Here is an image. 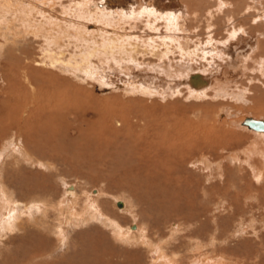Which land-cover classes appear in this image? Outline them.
I'll list each match as a JSON object with an SVG mask.
<instances>
[{
  "label": "rangeland",
  "instance_id": "obj_1",
  "mask_svg": "<svg viewBox=\"0 0 264 264\" xmlns=\"http://www.w3.org/2000/svg\"><path fill=\"white\" fill-rule=\"evenodd\" d=\"M91 2L0 0V264H264V135L243 128L264 76L221 53L264 0H174L173 25Z\"/></svg>",
  "mask_w": 264,
  "mask_h": 264
},
{
  "label": "bare ground",
  "instance_id": "obj_2",
  "mask_svg": "<svg viewBox=\"0 0 264 264\" xmlns=\"http://www.w3.org/2000/svg\"><path fill=\"white\" fill-rule=\"evenodd\" d=\"M90 2L92 3V5L94 4V7L95 9H97L98 11H96L95 13L97 15H99L100 17H102L103 20L107 21V23H114L116 21H118L120 18H122L123 16H133V17H137L138 15V12L141 10H144L146 13H149V14H152V16H157L158 18L160 19H164L166 18V20L168 19L169 21H172V25H173V21H175L174 24L177 23V17L179 16V11L183 10L184 8H182L178 3H174L173 1L174 0H89ZM43 2V1H42ZM178 2V0H177ZM85 4V3H84ZM88 4V2L86 1V5ZM90 4V3H89ZM78 5L79 2H78ZM138 5H141V10H139V8H136L138 7ZM82 6V5H81ZM85 6V5H84ZM13 7V6H12ZM88 7V6H87ZM188 7V6H187ZM90 8V7H89ZM94 9V8H93ZM89 11V10H88ZM188 11V10H187ZM139 12V13H140ZM143 12V11H142ZM84 13V12H83ZM89 13V12H88ZM94 13V14H95ZM80 14V13H79ZM87 14V13H86ZM117 14H122L121 17L119 15V17H117ZM147 14V15H149ZM182 14V13H181ZM92 15H93V12H92ZM136 15V16H135ZM96 16V15H95ZM124 19H127L126 17H123ZM135 19V18H134ZM149 19V18H148ZM101 20V19H100ZM102 20V22H103ZM123 20V19H122ZM133 20V19H132ZM165 20V19H164ZM167 20V21H168ZM120 21V20H119ZM121 22V21H120ZM138 22V21H137ZM162 22V21H161ZM99 23V21H98ZM106 23V22H105ZM155 23V22H154ZM167 23V22H166ZM165 23V24H166ZM121 24V23H120ZM104 25V24H103ZM117 25V24H116ZM126 25V24H125ZM169 25V24H168ZM177 29H178V26H175ZM156 28V27H155ZM175 29V28H174ZM180 32H183L184 28L181 27L179 28ZM178 30V31H179ZM111 31V30H110ZM185 31V30H184ZM185 33V32H184ZM237 33L236 31H234L233 35L232 36H237ZM171 37V36H170ZM172 39L175 40L176 39V36H172ZM232 37L230 38V40L228 41V43H230ZM177 40V39H176ZM235 40V39H233ZM226 44H227V41H226ZM243 44V43H242ZM244 44H248V43H244ZM252 45V44H250ZM228 47V48H226ZM247 47V46H246ZM225 50L223 49L221 51V53H225L227 56H229L230 58H232V62L235 61V64L234 66H231L232 68L235 67L234 69H232V72L233 70L235 71L234 73H236V68L237 66H241L243 60H245L248 56V53L247 55H245L246 53L245 52H240V49L238 50V48H236V46H234V44H227L225 46ZM249 48V46H248ZM246 49V48H245ZM219 50V49H218ZM228 50V51H227ZM244 50V48H243ZM248 50V49H247ZM257 52V51H256ZM253 53V51H252ZM151 54V53H150ZM157 55V54H156ZM224 55V54H223ZM245 56L243 59H240L241 57ZM234 60V61H233ZM248 61V60H247ZM247 63V62H245ZM263 64V63H262ZM237 65V66H235ZM154 67V66H153ZM240 70V69H239ZM238 70V71H239ZM187 73V72H186ZM190 73V72H189ZM189 73L186 75H182V79L186 78L187 76H189ZM201 75V74H200ZM186 76V77H184ZM203 79L207 80V84L210 85L211 84V76H206V77H203V75H201ZM138 77V76H136ZM144 80L142 83L143 85L145 84V87L144 89L147 90V91H151V85L150 83L153 81V79L151 77H146V76H143ZM180 79V81L182 82L183 80ZM189 82H186L183 81V84H187L189 83L190 85V88L192 91H194V94H202V90L206 89V87L208 86L207 84L206 85H203L201 87H197L196 85H194V83H192L191 81V74L189 76ZM179 80V79H178ZM188 81V80H187ZM134 83H136V80L133 81ZM176 82V81H175ZM179 82V81H178ZM138 84V81L137 83ZM164 84H167V82H165ZM177 87L182 85V83H176ZM184 86V85H183ZM188 86V85H186ZM167 87V86H166ZM143 88V87H142ZM143 89V90H144ZM203 90V91H204ZM200 93H198V92ZM247 118V117H246ZM258 119V118H257ZM263 120V119H261ZM243 128H247L249 131H253V132H256V133H259L260 135L263 134L264 135V130L260 131V130H256V129H252L251 127H249L248 125H246L245 123H243ZM72 190V189H71ZM208 259V258H207ZM206 259V260H207ZM210 261V260H209ZM200 263V262H199ZM203 264V262H202ZM204 264H207V263H204Z\"/></svg>",
  "mask_w": 264,
  "mask_h": 264
},
{
  "label": "crops",
  "instance_id": "obj_3",
  "mask_svg": "<svg viewBox=\"0 0 264 264\" xmlns=\"http://www.w3.org/2000/svg\"><path fill=\"white\" fill-rule=\"evenodd\" d=\"M183 4H185V5H188V4H186V3H183ZM67 15V14H66ZM65 15V16H66ZM262 15V14H261ZM51 17V16H50ZM185 17H187L188 18V15H186ZM50 19V18H49ZM241 21V20H240ZM140 23V22H139ZM139 23L137 24V23H135V22H131L128 26H127V28L128 29H130V30H132V29H136L137 27H139ZM261 23H262V25L261 26H263V28H262V30L260 31H256L255 33H251L250 31H248V30H246L245 28H244V26L243 25H239L238 27L236 26L237 24H235V26H234V31L235 30H237L238 31V35L237 36H235L234 38H235V44H236V48H238V50L240 49V52H245L246 54L245 55H247V53H248V57L245 59V60H243V62H242V64H241V66H237V65H235V66H237V68H236V74H235V77H236V80H235V82H237V80L239 79V77H241V75H243L244 73H245V71L246 70H248V69H251V70H253V71H256V72H258L261 76H264V54H263V50H264V14L262 15V18H261ZM134 26H136V27H134ZM156 26H157V24H156ZM159 28V30L161 31V32H163V28L162 29H160V26L158 27ZM190 29V28H189ZM233 31V32H234ZM134 32V31H133ZM192 32H190V34H191ZM121 34H125V32L122 30L121 31ZM137 34H140V33H137ZM212 33H210V36L212 37V35H211ZM231 36V35H230ZM103 37H106V36H103ZM107 37H108V35H107ZM119 38V37H118ZM191 38H192V34H191ZM213 38V37H212ZM228 38V37H227ZM227 38H225L224 40H219V41H217V40H214L215 41V44H221V43H223ZM146 39H150V38H148L147 36H146V34L140 39L142 42H145L146 41ZM193 40V39H192ZM192 40H191V43H192ZM194 41V40H193ZM247 42L248 44H241L242 42ZM191 43H190V47H191ZM149 44H151V43H149ZM250 44H252V45H250ZM233 45V44H232ZM142 47V49H147L148 48V50L149 51H152V47H146V46H144V45H141ZM247 46V47H246ZM248 46H249V48H248ZM243 48H244V50H243ZM246 48V49H245ZM141 49V50H142ZM248 49V50H247ZM161 50H163V47H161ZM160 50V51H161ZM252 51H253V53H252ZM257 51V52H256ZM148 57V56H147ZM177 57H178V54H172V53H170V54H168V56H164V59H165V61H164V63H168L169 61H170V66H171V69L173 70V69H178V67L180 66V64H175V62H176V59H177ZM146 59V62H147V60H148V58H145ZM214 59H216V58H214ZM213 59V60H214ZM219 59V58H218ZM212 60V61H213ZM220 61H222V62H224V63H227V57H226V60L225 61H223V60H221V59H219ZM248 60V61H247ZM230 62V61H229ZM245 62H247V63H245ZM263 63V64H262ZM130 64V63H129ZM233 64V63H232ZM131 65V64H130ZM144 67V66H143ZM240 69V71H238ZM220 70H221V68H220ZM229 70H230V72H231V74H232V71H231V66H230V68H229ZM240 72V73H239ZM240 74V75H239ZM191 89V88H190ZM237 90H238V94H236V99L237 100H239L238 98H237V96L238 95H241L242 97H240V99H244V97L243 96H245L244 95V92H247V88H242V89H240V88H238L237 87ZM258 118H263L264 119V116H259Z\"/></svg>",
  "mask_w": 264,
  "mask_h": 264
},
{
  "label": "water",
  "instance_id": "obj_4",
  "mask_svg": "<svg viewBox=\"0 0 264 264\" xmlns=\"http://www.w3.org/2000/svg\"><path fill=\"white\" fill-rule=\"evenodd\" d=\"M191 81L197 87H201V86L207 84V80L203 79L199 73L193 74L191 76ZM244 123L246 125H248L249 127H251L252 129H256V130H260V131L264 130V120L256 119V118H252V117H247L244 120ZM69 188L73 189L74 187H73V185H71V186H69ZM118 207L123 208L124 202L121 200L118 201ZM131 228L136 229V223H132Z\"/></svg>",
  "mask_w": 264,
  "mask_h": 264
}]
</instances>
